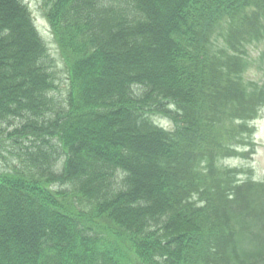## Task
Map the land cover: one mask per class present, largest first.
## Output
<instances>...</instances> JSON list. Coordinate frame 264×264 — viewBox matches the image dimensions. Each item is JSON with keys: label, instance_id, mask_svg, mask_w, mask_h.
<instances>
[{"label": "trees", "instance_id": "16d2710c", "mask_svg": "<svg viewBox=\"0 0 264 264\" xmlns=\"http://www.w3.org/2000/svg\"><path fill=\"white\" fill-rule=\"evenodd\" d=\"M41 10L63 72L27 7L0 0V264H264V236L242 242L262 185L216 164L253 146L264 0ZM169 106L166 132L150 116Z\"/></svg>", "mask_w": 264, "mask_h": 264}, {"label": "rangeland", "instance_id": "374dc122", "mask_svg": "<svg viewBox=\"0 0 264 264\" xmlns=\"http://www.w3.org/2000/svg\"><path fill=\"white\" fill-rule=\"evenodd\" d=\"M23 2L28 6L31 15L34 19L35 26L44 40L45 44L48 47L49 54L52 56L55 64L58 68H63V62L62 58L59 55L57 45L54 41V38L51 34L50 28L42 16L40 6H41V0H23ZM250 61L253 64V68L249 70V72L246 74V77L251 78L255 81H260L261 79V73L257 70L256 65L253 63V60L255 59L256 53L252 50L250 51ZM64 77V75H63ZM61 96L64 95V92H61ZM59 97V95H58ZM155 123L158 125L164 127V128H171V123L169 119L160 117V116H154L153 117ZM255 125V140L258 143V146L255 148V154L253 155L252 159L249 160L247 157H236L234 159L224 160L221 162L220 165L227 166V167H237L244 169V173H242L241 179L246 178L250 175V178L255 183H262L264 180V107L261 110V113L258 117V119L254 123ZM4 156V155H3ZM247 160L251 161L248 162ZM2 161L0 160V168H2ZM262 185V184H261ZM262 187V186H261ZM260 187V188H261ZM256 192V196L260 195L259 190ZM252 227L250 228V233L245 235V237L242 238V242L245 244H248V249L251 248V244L253 242H256L257 239L255 236L259 235L262 237V234H264V225L261 229H259V223L257 225L252 223ZM253 234V235H252Z\"/></svg>", "mask_w": 264, "mask_h": 264}]
</instances>
